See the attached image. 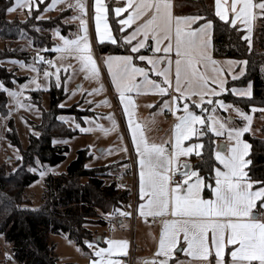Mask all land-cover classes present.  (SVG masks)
Returning a JSON list of instances; mask_svg holds the SVG:
<instances>
[{"label": "snow or ice", "instance_id": "1", "mask_svg": "<svg viewBox=\"0 0 264 264\" xmlns=\"http://www.w3.org/2000/svg\"><path fill=\"white\" fill-rule=\"evenodd\" d=\"M59 2L62 0H53L51 6ZM214 2L215 15L221 21L228 22L233 27L237 25V21H241L248 27L249 32L251 31V21L257 15L254 9L259 10L260 16H264V0H259L258 3H254V0H231L230 4L228 0H214ZM16 5L31 7L29 0H16ZM67 6L78 8L81 16L87 14L86 4L82 0H76L75 5L68 4ZM14 7L9 8L8 11H13ZM127 9H131V12L127 19L120 21L121 25H131L145 16L146 13L149 14L144 22L137 26L131 37H125V40L131 43L132 39L142 35V39L131 48L132 53H138L141 48H144L150 35L156 43V47L152 51L164 53L163 56L156 58L138 56L139 60L147 61L152 66V70L164 78L162 84L150 80L144 68L136 67L131 55L109 56L105 61L119 93L124 112L128 116V125L132 130V140L139 158L140 195L144 200V203L139 205V212L144 216L170 214L173 217V219L163 221L159 252L168 256L169 252L175 248L182 233L183 240L187 243L185 251L202 259L205 264H210L209 257L213 255V251L216 264H224L225 248L228 245L233 246L230 252L231 264H254V262L255 264H264V219L260 217V213L253 212L257 200L261 202V207H264V182L252 180L248 172L245 171L251 163L250 160L245 159L249 145L240 137L249 130L248 127L226 129L229 139L234 140L235 143L225 146V151L215 153V159L223 166V170L220 167L214 169L215 187L212 191L215 198L203 199L201 197V190L204 186L203 177L199 175L198 171H184L182 173L183 182L175 183L174 187L171 186V173L179 170L178 167L174 169L173 166L181 155H188L193 151V148L201 147V145H194L183 148L182 142L195 135L197 132L195 125L197 123L204 124L205 119L191 111L187 102L184 103L183 115L177 116V122L174 125V152L169 154L164 145L150 143L143 134L142 126L133 120L134 100L131 95H126L134 91L139 93L144 87L162 95L169 94V89L172 87L173 64L174 91L177 95L172 97L171 103H175L177 111H179L178 102L181 99L186 100L188 96H199L202 105L206 96H218L221 92L227 91L225 88L226 81L223 78L225 69L217 67L219 62L213 59L209 51L210 39L208 35L213 27V22L207 20L196 28L190 27L192 23L204 18L200 16H173L170 0H127L124 8H116L114 12L119 16ZM94 11L96 32L100 40L103 41L105 34H107L112 43H116L109 33L106 23L108 8L103 0H94ZM230 12L231 19H229ZM72 19H80V17L73 16ZM102 21H104L103 32H101ZM80 24L83 35H78L75 39L60 36L63 44L57 46L55 50L66 52L69 55L74 53L75 57L82 62L83 68L92 76L98 77L99 68L91 55L86 20L80 19ZM245 39L248 38L245 37ZM163 41H167V44L161 49L160 45ZM249 43H251L250 40ZM173 51L176 57L174 61L171 59ZM39 59L42 60L43 58L40 57ZM228 63L236 62L229 61ZM160 64L165 66L159 69ZM33 70L39 71L38 69ZM59 71L60 69L57 68V84L60 80ZM50 75L53 73L44 72L45 77ZM137 76H141L143 79L137 82ZM235 78L233 77V79ZM37 87H39L38 84ZM102 87L93 89V91H101ZM0 89L8 92L9 96L12 97H19L22 94V92L5 88L2 83H0ZM232 91L237 92L238 90L232 89ZM240 94L250 96L251 92L246 90ZM107 102V100L103 101V103ZM17 103H20L19 100ZM207 103L212 104L214 102L209 99ZM215 103L221 108L230 107L220 100L215 101ZM164 106L170 107V102L164 101ZM236 111L249 123L251 122V116L239 109ZM108 118L112 120L113 127H115L114 118L111 115ZM209 119H213L215 125V119L212 117ZM98 127L105 132L110 131V129H104L102 125H98ZM225 127L224 123L220 124L221 129H225ZM80 130L91 131L88 128H81ZM212 131L218 136L224 134L223 131H218L215 126L212 127ZM196 154L199 155L200 153L197 152ZM183 167L188 169L190 166L184 164ZM40 175L43 176L44 172H41ZM190 177L195 179L192 180ZM254 185L260 186L254 190ZM123 214L127 215V213ZM127 243L124 240L108 241V248H101L95 252V255L101 259H94L91 264H118L117 261L105 260L103 257L105 253L110 254L114 249L126 248ZM88 246L92 247V244L89 243ZM160 264H167V262L162 260Z\"/></svg>", "mask_w": 264, "mask_h": 264}, {"label": "trees", "instance_id": "2", "mask_svg": "<svg viewBox=\"0 0 264 264\" xmlns=\"http://www.w3.org/2000/svg\"><path fill=\"white\" fill-rule=\"evenodd\" d=\"M11 3L12 0H0V36L4 40V47L0 48V60L20 58L29 61L39 53L52 57L56 53L54 30L58 29L62 35L69 36L78 28L72 17L80 13L74 8L50 12L45 9L44 4L39 3L38 7L31 8L22 16H11L8 11ZM177 13L197 14L204 18L198 22H213L215 57L247 60L245 74L238 80H230L228 85H242L250 80L253 84V95L241 97L228 91L223 94V99L244 111H250L253 106L264 108V16L257 18L249 43L245 39V31L238 25L233 27L230 23L221 21L207 0H177ZM110 18L118 42L99 44L98 51L130 52L128 45L121 39L120 28L112 14ZM149 50L150 46L144 51ZM15 78L23 80L25 77L17 76L14 71L0 63V79L3 84L11 87ZM49 92L50 106L43 110L42 121L37 127L38 133L30 134L28 145L22 149L19 167L15 171H9L5 164H0V234L19 264H60L54 253V244L50 241L51 234L66 233L87 251V243L93 241V235L97 232V228L92 229L90 225H106L109 220L107 216L112 214L114 217L117 208L118 211L121 210L122 204L129 199L128 189L114 180L115 172L122 169L126 161L88 168V152L80 149L64 173L50 174L46 178L41 206L37 209L30 207L25 199V190L38 175L31 172L28 165L36 158L42 163L52 165L63 161L68 147L56 144L54 140L63 136L71 137L76 133L59 120L57 114L69 112L80 119L88 114L81 111L78 104L66 108L60 106V101L65 97L62 87L52 86ZM39 96V92L33 93L34 98ZM210 107L212 104H204V108ZM196 110L201 111L199 108ZM7 112V95L4 90H0V114ZM261 113L264 112L257 111V114ZM205 118V123L199 127L205 134V140L193 166L204 178V193L209 196L214 182V168L218 166V162L214 156L216 136L209 129L207 115ZM9 127L10 141L19 144L12 120L9 121ZM244 138L251 145L248 175L254 181L264 182V126L260 136L246 131ZM260 205L259 201L258 207Z\"/></svg>", "mask_w": 264, "mask_h": 264}, {"label": "rangeland", "instance_id": "3", "mask_svg": "<svg viewBox=\"0 0 264 264\" xmlns=\"http://www.w3.org/2000/svg\"><path fill=\"white\" fill-rule=\"evenodd\" d=\"M57 33H59V35H57ZM78 35H83L81 25L78 26L76 32L70 33L69 36L62 35L61 31L58 29L54 30V50L57 46L63 44L60 36H64L68 39H75ZM3 47L4 40L0 36V48ZM91 50H93L92 47ZM98 53L99 56L96 54L92 55L93 58H96L97 62H95L99 68L98 77L92 76L87 72V70L83 68L82 62L75 57L74 53L69 55L66 52L56 51L52 57L39 53L37 57L29 61L20 58H3L0 60V63L6 66L8 70L14 71L17 76L25 77L23 80L15 78L11 87H6L0 79V83H2L5 88L11 91L22 92L19 97H12L5 91L7 95L8 112L6 114H0V164H5L7 170L15 171L19 167L22 159V149L26 148L28 145L30 134L38 133L37 127L42 121L43 110H47L50 106L51 94L49 90L52 86L58 88L62 87L65 92V97L60 101L61 107L66 108L78 104V108L81 111L88 113L83 115L81 119L78 118L76 114L69 112H60L57 114V118L66 123L71 129L75 130L76 133L71 137L63 136L54 140L56 144L66 145L68 147L66 158L63 161L52 165L42 163L36 158L28 165L27 168L38 175V178L28 185L25 190V199H27L28 204L33 209L39 208L42 204V194L44 192L46 178L50 174L59 175L64 173L69 163L77 157L78 150H87L89 158L86 161V166L88 168L117 163L124 159V157H128L129 149L125 140L126 132L124 128L121 127L117 118L118 112L113 107L114 104L111 101L110 92H108L104 81V74L106 73L104 62L99 51ZM40 57L43 59H39ZM46 57H48V60H46ZM57 68L60 69L58 73L60 77L59 84H57L56 81ZM33 69H38L39 71L37 72ZM45 71L53 73V75L45 77ZM37 84L39 87H37ZM101 86H103L101 91H93V89H100ZM36 91L40 93L37 99L33 97V93ZM17 100H19L20 103H17ZM105 100L108 102L103 103ZM220 101H223L225 105H229L230 107L221 108L218 104L214 103L211 109L208 110L204 108V104L201 105V100L183 101L182 104L178 102L179 111L174 107L172 110L173 115L170 113L173 116L172 129L170 121L165 120V116L169 114L171 109L165 107L164 103L161 106L160 104H156L158 108L151 113V121L149 122L148 130L154 137H162L166 146L169 148L172 145V149L174 150V125L177 122V116L183 115V104L186 102L189 104L191 111L202 116L205 120V115H207L208 125L211 131L212 127L215 126L218 131L224 132V129L220 128V124L224 123L226 125L228 122L232 124V128H243L239 121L240 118H244L236 111V109H239L244 112L243 109L231 103H226L224 100ZM192 104H194V106L199 105L195 107L201 109V111H197L195 108L191 107ZM166 108L169 109L167 113L165 110ZM221 109L227 111L229 115L228 118H236L239 121H224L221 115L223 114ZM109 115L114 118L115 127H113L112 120L108 118ZM209 117L215 119V125L213 124V119H209ZM10 120L13 121L19 144L12 143L9 139L8 132L10 130ZM247 122L248 121H245L243 123L246 124ZM98 125H102L104 129H110V131L105 132L98 127ZM201 125L202 124L199 123L195 125L197 129L196 134L191 136L190 139L182 142L183 148L193 147L194 145H201L202 147L205 134L199 129ZM262 126H264V115H257L249 131L253 135L260 136ZM81 128H88L91 129V131L84 132L80 130ZM213 133L216 135L215 132ZM219 136L225 137V132L223 135ZM217 137L216 135V138ZM221 142L226 143L224 140ZM201 147L193 148V151L186 155L189 157L187 160L188 162L196 160V153H200ZM217 148H219V145H217ZM220 166L219 167L223 170V166ZM41 172H44L43 176L40 175ZM82 179L85 180L86 178ZM99 225L101 224L92 223L90 226L92 229H98L100 227ZM96 236L95 234L93 235V241L96 240ZM50 241L54 244V253L60 264H87L86 257H89V254L72 240L68 234H51ZM0 246L8 251V260H12V262L16 264L12 259L9 246L5 242L2 234H0ZM7 258L8 257H6V259ZM152 263V260H150L146 261L144 264ZM137 264H139L138 261Z\"/></svg>", "mask_w": 264, "mask_h": 264}, {"label": "crops", "instance_id": "4", "mask_svg": "<svg viewBox=\"0 0 264 264\" xmlns=\"http://www.w3.org/2000/svg\"><path fill=\"white\" fill-rule=\"evenodd\" d=\"M207 1L212 4L214 11H215L214 0H207ZM82 2L85 3L86 7H87V14L86 15L81 16L80 10L76 7H73V8L80 13L78 15V17H80V19L86 20L89 42H90L91 47L93 48V50H91V55L96 54L99 56L98 45L104 44V43H112V40L108 38L107 34H105V38L103 39V41H101L100 37L98 36V34L96 32L94 0H82ZM170 2L172 5L173 16H200V17H202L201 15L190 14V13L178 14L177 13V0H170ZM230 2H231V0H228L229 4H230ZM258 2H259V0H254V3H258ZM39 3L44 4L45 9L47 11L58 12V11L66 9V8H69L67 6L68 4L75 5L76 0H62V2L56 3L54 6H51V5H53V0H29V4L31 7L26 6V5L25 6L16 5V0H12V3L9 6V8H13L14 6L15 7H14L13 11L9 12V14L11 16H16V15L22 16L25 12H27L31 8L37 7V5ZM103 3L108 8V12H107V16H106V23L108 25V29H109V33H110L111 37L115 39L116 43L118 42L117 35L115 34L112 23H111L110 15L112 14L114 16L116 22H117V25L120 28L121 39H122L123 43L128 45L129 50H130V52H126V53H109L108 52V53H100V54L102 55V59L104 62V67H105V72H106L104 74V81L106 83L108 92H110L109 95L111 96L110 97L111 101L114 104L113 107L118 112L117 118L119 120V123L121 124V127H123L124 131L126 132L125 140H126V143H127L128 149H129V154H130V152H133L137 158V167H138V173H139L140 172V166H139V162H138L139 158H138V155L136 153L135 144L133 143V140H132V130L128 125V116L124 112L123 104L121 103V101L119 99V93H118V91H117V89H116V87L112 81V75L109 72L107 64L105 63V61L109 56L131 55V56H133V64H135L136 67L144 68L146 70V72L148 74V78L150 80H154L157 83L162 84L164 78L158 76L156 74V71L152 70V66L149 65L147 63V61L139 60L138 56L143 55V56L156 58V57L163 56L164 53L162 51L158 52V53H154L152 51V49L154 47H156V43H155V40L152 39L151 35L149 36V39L145 42V47L141 48L138 53H132L131 48L136 46L138 41L140 39H142V35H138L135 39H132L131 43H129L127 40H125V37H131L133 32L136 30L137 26L144 22V20L149 15L148 13H146L145 16H142L140 19L136 20L131 25H121L120 21L123 19H127V16L130 14L131 9H127L126 11L120 13L119 16H117L115 14L114 9L124 8L126 6L127 0H103ZM110 10H112V11H110ZM254 11L257 12V15H256V18L251 21V31L250 32L248 30V27L244 23H242L241 21H237V25L240 26L245 31L244 36L247 37L248 40H250V41H251L252 36H253V31H254V27H255L256 22H257V18L260 16L258 14L259 10L254 9ZM231 18H232V15L230 12L229 13V19H231ZM80 19H75L77 27L79 25H81ZM205 22L206 21H200V22L196 21L195 23H192L190 25V27L196 28ZM103 30H104V21L101 22V32H103ZM71 37H73V36H71ZM208 38L210 39L209 51L211 52L213 59H215L219 62L217 67H221V68L225 69V71L223 73V78L226 81L225 88L227 89V91L221 92L218 96H206L204 98L203 104H206L209 99L213 100L214 103L217 100H224L222 96H223V94H225L228 91L232 92V94L235 96L251 97L253 95L252 81L249 80L245 84H242V85H232V86L228 85L230 80H238L245 74L246 68H247V60L246 59H237V58H233V57H215L213 54V29H211V31L209 32ZM166 44H167V41H163L160 45L161 49ZM149 46L151 47V50L144 51ZM174 46L175 45H174V40H173V48H174ZM94 59L96 61V58H94ZM171 59L173 61L176 59L174 51L171 54ZM229 61H235L236 63L229 64L228 63ZM244 62H246V63H244ZM164 66H165L164 64H160L159 69H162ZM233 77H236V78L233 79ZM136 79H137V82H139L143 79V77L137 76ZM214 87H215V85H214ZM174 88H175V76H174V64H173L172 87L169 89V94H163L162 95V94H160L154 90H151L148 87L142 88L139 93L134 91L132 93L126 94V95H131L133 100H134V103H135V107L132 109V111L134 113L133 120L135 121V123L140 124L142 126L141 130L143 131V134L148 138L150 143L164 145L167 148V151L169 154L174 152V150L172 149V145L171 146L169 145L170 147L168 148L166 146V143L163 142L162 137L161 138L160 137H154L153 135H151L150 131L148 130L149 129L148 126H149V122L151 121V113L153 112V110L158 108V106H156V104H160V106H161L164 103V101H169L170 107H168V108L171 109L169 114L172 113V110L174 107L176 108L175 103H171L172 97L177 95L174 91ZM232 89H237L238 91L233 92ZM246 90H250V92H251L250 96L240 94L241 92H244ZM217 91L219 92L218 88H217ZM195 99L200 100V97L199 96H188L186 100L181 99L179 102L182 104L183 101H191V100H195ZM214 103H212V105ZM226 103H231V102L226 101ZM191 107L196 109L197 106L195 107L194 104H192ZM210 109H211V107L208 110H210ZM231 109H234V108H231ZM165 110L167 113V111L169 109L166 108ZM257 111L264 112V108L258 107V106H253L250 109V111H244L247 115L251 116L252 119H251L250 123L247 122L246 124H244L243 122H245L247 120L240 118V120H241L240 124H242L243 127L247 126L248 129L250 130L251 126L254 124V122L256 120L257 115H264V113L257 114ZM222 112H223V114H221V115L224 118V119L222 118L224 121L238 120V119L232 118V117L228 118L229 115H228L227 111L222 110ZM168 115L165 116V120L170 121L171 129H172L173 116L171 119H169L167 117ZM172 115H173V113H172ZM227 118H228V120H227ZM225 126H226L224 129L225 137L217 135L218 137L215 139L216 147H215V151H214V156H215V153L217 151H225V150H220L219 148H217V145H219V143H221L222 140H224L226 142L225 143L226 146H229V145L235 143L234 140L229 139L227 131H226L227 128H232V124H230L228 122V123H226ZM244 133L241 135L240 139L242 141H244L245 143H247V145H249L248 154H247V156H245V159L249 160L248 156H249V153L251 150V145L244 138ZM129 154H128V157H129ZM128 157H124V159H122L120 161H126ZM188 158L189 157L186 155H181L178 158V160H176L174 162V166H173L174 169L178 167L179 170L177 172L183 173L184 172L183 165L189 164L190 167H189L188 171H197L193 166L195 160L192 162H188L187 161ZM123 166H124V164H123ZM219 166H220V164L218 162V166H216V167H219ZM245 171H247V167H246ZM183 178H184V176H183ZM190 179L194 180L195 178L190 177ZM203 185L204 186L202 187V190H201V197L203 199H214L215 197H214L213 191H211V195H209V196H206L204 193V189L206 186L204 178H203ZM171 186L174 187L175 183L172 184ZM214 187H215V171H214V182H213L212 189ZM253 188L255 190V188H257V187L253 186ZM138 198H139V204H138L137 218L135 220L134 229L132 228L131 222L126 218H123L120 220H115L114 217L112 216V214L107 216L108 217L107 219H109L107 224L103 225L97 229L96 240L95 241H89L87 243V245H89V243L92 244V247L88 246V250L86 251V253L89 254L88 255L89 257H86V263L87 264H91L92 260H94V259H96V260L101 259V257H97L95 255V252L101 248H108L109 247L108 241H110V240H124V241L128 242L126 248L114 249V251L112 253H110V254L105 253V255L103 257L105 260L111 259V260L117 261L118 264H137V261L139 262V264H144L146 261H150V260H152V262H153L152 264H160V261H162V260H165L169 264H205V261H203L202 259L198 258L197 256L190 255L188 251H185V249H187V243L183 240V234L182 233L180 234L179 241L176 244L175 248H173L169 252L168 256H165L163 253H160L159 252V241H160L161 232L163 229V221L165 219H173V217L170 214L164 215V216H152V215L144 216V215L140 214L139 205L141 203H144V200H142L141 195H140V177H139V181H138ZM258 204H259V200H257L256 207L253 209V212L260 213V217L262 219H264V207H261V205H260V207H258ZM98 235L101 236L100 240L97 239ZM232 247L233 246L228 245L225 248L224 264H231L230 252L232 250ZM6 257H8V258L6 259ZM8 259H9L8 251H6L4 248H2L0 246V264H14L12 262V260H8ZM12 259L16 264H19L13 258V256H12ZM209 262H210V264H216V258L214 255V251H213V255L209 257Z\"/></svg>", "mask_w": 264, "mask_h": 264}, {"label": "built area", "instance_id": "5", "mask_svg": "<svg viewBox=\"0 0 264 264\" xmlns=\"http://www.w3.org/2000/svg\"><path fill=\"white\" fill-rule=\"evenodd\" d=\"M96 53V52H95ZM48 60V57H46ZM169 119L172 118L170 114L167 116ZM172 175V184L183 181V175L181 172L173 171ZM114 180L121 186L128 189L129 199L128 201L122 204V208L119 211L114 213V219L120 220L127 218L134 229L135 220L137 218V210L139 204L138 198V181L139 173L137 167V158L133 152H130L129 157L127 158L122 169L115 172ZM127 213V215L123 214Z\"/></svg>", "mask_w": 264, "mask_h": 264}, {"label": "water", "instance_id": "6", "mask_svg": "<svg viewBox=\"0 0 264 264\" xmlns=\"http://www.w3.org/2000/svg\"><path fill=\"white\" fill-rule=\"evenodd\" d=\"M225 146H226V144H225L224 142H221V143L219 144V149H220V150H225ZM188 165H189V164H188ZM188 169H189V168H188ZM188 169H185V168H184V171H188ZM97 239L100 240V239H101V236L98 235Z\"/></svg>", "mask_w": 264, "mask_h": 264}]
</instances>
